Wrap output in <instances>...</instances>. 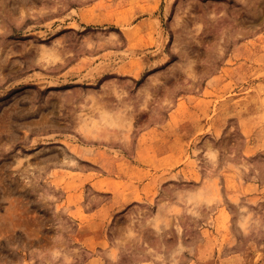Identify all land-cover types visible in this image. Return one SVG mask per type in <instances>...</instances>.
<instances>
[{"label":"rangeland","instance_id":"rangeland-1","mask_svg":"<svg viewBox=\"0 0 264 264\" xmlns=\"http://www.w3.org/2000/svg\"><path fill=\"white\" fill-rule=\"evenodd\" d=\"M0 264H264V0H0Z\"/></svg>","mask_w":264,"mask_h":264}]
</instances>
